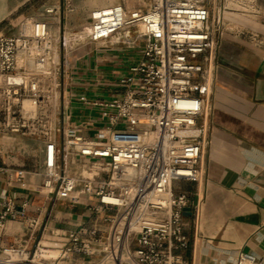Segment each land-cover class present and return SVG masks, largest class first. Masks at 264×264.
Listing matches in <instances>:
<instances>
[{
	"label": "built area",
	"instance_id": "2783aa9c",
	"mask_svg": "<svg viewBox=\"0 0 264 264\" xmlns=\"http://www.w3.org/2000/svg\"><path fill=\"white\" fill-rule=\"evenodd\" d=\"M67 5V2H66ZM65 2L21 17L0 32V122L40 141L35 172L43 200L78 205L86 219L50 224V209L28 214V198L0 199V264H186L187 215L197 202L175 182L195 181L207 138L212 71L223 35L224 5L215 0H114L90 9L85 25L56 33ZM141 41L118 78L122 92L84 99L98 111L95 135L60 116V82L70 52L85 42ZM9 77L21 82H10ZM27 97L36 107L23 106ZM25 175L19 172L20 180ZM51 208V207H50ZM22 233L5 242L6 223ZM264 264L241 250L228 263Z\"/></svg>",
	"mask_w": 264,
	"mask_h": 264
},
{
	"label": "crops",
	"instance_id": "0c3cea01",
	"mask_svg": "<svg viewBox=\"0 0 264 264\" xmlns=\"http://www.w3.org/2000/svg\"><path fill=\"white\" fill-rule=\"evenodd\" d=\"M30 0H0V21L18 14ZM253 14L222 10L223 35L212 71L207 114L198 121L208 125L199 161L200 177L175 182L197 202L187 215L189 245L182 252L186 264H218L234 260L241 250L264 254V0H254ZM142 42H85L70 52L69 66L61 76L60 116L67 122H84L83 132L95 135L101 126L98 111L84 99L109 98L122 92L119 76L127 72ZM35 137L5 130L0 122V199L28 198V214L50 224L74 227L86 219L78 205L43 200L40 176L29 162L19 159L27 140ZM25 175L18 179L19 172ZM51 207V208H50ZM20 216L6 223L5 242L22 231Z\"/></svg>",
	"mask_w": 264,
	"mask_h": 264
},
{
	"label": "rangeland",
	"instance_id": "374dc122",
	"mask_svg": "<svg viewBox=\"0 0 264 264\" xmlns=\"http://www.w3.org/2000/svg\"><path fill=\"white\" fill-rule=\"evenodd\" d=\"M62 1L65 2L63 22H55L52 26L56 33L62 31L63 28L69 31L82 27L87 21V15L90 9L111 3L114 0H30L18 10L17 15L6 17L0 21V32L5 34L15 33L18 26V20L21 17L36 14L43 5L61 4ZM253 1L254 0H215V6L226 5V8H223L224 11L227 10L231 13L243 11L253 14L254 11H256ZM25 143H27L26 150H20V153L18 154L19 159L24 160V162H29V164H32L34 168H36L40 158V141L36 137H30ZM78 216H81L79 209Z\"/></svg>",
	"mask_w": 264,
	"mask_h": 264
},
{
	"label": "bare ground",
	"instance_id": "6f19581e",
	"mask_svg": "<svg viewBox=\"0 0 264 264\" xmlns=\"http://www.w3.org/2000/svg\"><path fill=\"white\" fill-rule=\"evenodd\" d=\"M23 106L28 111H33L36 107L35 99L27 97L23 100Z\"/></svg>",
	"mask_w": 264,
	"mask_h": 264
},
{
	"label": "water",
	"instance_id": "95a60500",
	"mask_svg": "<svg viewBox=\"0 0 264 264\" xmlns=\"http://www.w3.org/2000/svg\"><path fill=\"white\" fill-rule=\"evenodd\" d=\"M8 80H9L10 82H21V80H20L19 78H13V77H9ZM185 213H186V214H189V213H190L189 208H186V209H185Z\"/></svg>",
	"mask_w": 264,
	"mask_h": 264
}]
</instances>
